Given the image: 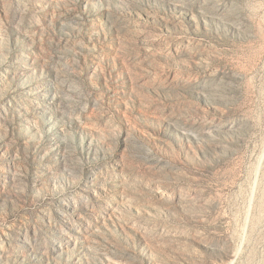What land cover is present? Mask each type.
I'll use <instances>...</instances> for the list:
<instances>
[{"label":"rangeland","instance_id":"rangeland-1","mask_svg":"<svg viewBox=\"0 0 264 264\" xmlns=\"http://www.w3.org/2000/svg\"><path fill=\"white\" fill-rule=\"evenodd\" d=\"M0 264H264V0H0Z\"/></svg>","mask_w":264,"mask_h":264}]
</instances>
